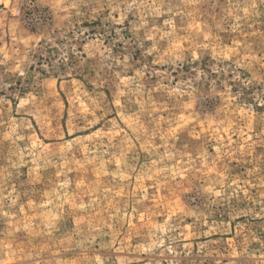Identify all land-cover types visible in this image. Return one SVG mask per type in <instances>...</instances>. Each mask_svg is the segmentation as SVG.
<instances>
[{"label":"rangeland","instance_id":"rangeland-1","mask_svg":"<svg viewBox=\"0 0 264 264\" xmlns=\"http://www.w3.org/2000/svg\"><path fill=\"white\" fill-rule=\"evenodd\" d=\"M0 264H264V0H0Z\"/></svg>","mask_w":264,"mask_h":264}]
</instances>
